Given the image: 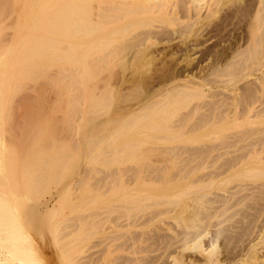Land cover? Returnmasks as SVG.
I'll use <instances>...</instances> for the list:
<instances>
[{
  "label": "bare ground",
  "instance_id": "bare-ground-1",
  "mask_svg": "<svg viewBox=\"0 0 264 264\" xmlns=\"http://www.w3.org/2000/svg\"><path fill=\"white\" fill-rule=\"evenodd\" d=\"M117 1L119 5H121L122 3L124 4L125 1H128L126 3L127 6L125 4L123 6L121 5L122 7L119 6L117 3H115L116 0H0V129L1 131L2 129L4 130L3 135L5 136L0 139L1 149L3 150L2 159L5 160L6 164H8V160H13L10 165L19 166L21 170L18 171L20 173L22 172L25 175L26 173L33 174L36 169H39L37 171L44 169L40 171L41 173L38 172L36 175H32L31 178H29L30 176L28 175H22L21 177L24 179L28 176L27 179L29 178L28 181H23V190L25 191L26 189L25 192H33L35 195L37 194L39 199V195L44 194V188L42 185H45L44 181L46 179H50L49 177L52 176L50 182H52L53 177H55V180L57 182V179H59L58 174L61 173L62 170L66 171L68 167L70 168V163L66 165L65 161L63 160L64 163L61 161L63 165L60 164V167L58 165L59 158L56 157V163L52 157L55 155H52V158L50 157V164L54 162L52 163V165L54 164L56 167H54V169L51 167L50 169L49 164H47V162L49 163V160H47L46 158L48 153L51 152L48 150V142L52 143L51 139L49 138V136V141L45 138L40 139L38 137L39 132L34 133L33 129L30 132L26 131L30 134L28 135L29 139L27 138V141L22 139L21 136L18 138L20 141L15 142V144L18 145L16 148L12 147V144H14V142L9 141L8 144L6 140H9L10 135L9 132L5 133L4 128L12 120V113L14 111L13 109L70 108L72 110V108H77L83 109V113H86V117H84L85 119L87 118V113L91 114L94 111V114H91L92 117L91 115H89V117L87 118L89 119L91 117V120L94 118L97 119L98 116H103V114L100 115L97 114V112V116H95L96 110L94 109H100L97 110L98 112H101V110L104 109L103 112L105 113V115L109 114L108 112H110H106L105 109H110L112 111L113 109H115L116 111H114V114H112L113 112H110L112 114L111 119L109 118L108 120L106 118L108 116L110 117L111 114L106 115V117L104 115L106 121L104 120V124L101 122L103 125L100 123L102 126L99 127V130L95 132L98 125H96L97 127L94 128V131L92 130L93 134H95V136L92 134L94 138H92L93 136L91 137L90 135H85V133V137L84 135H82L85 138V140H83L85 142L83 143L82 141L81 143V141H78L79 139H81L80 137L77 140L78 142H76V144L78 143L77 148L79 147L84 149L86 155L91 152L95 154L97 153L98 155L100 154L98 150L100 149L101 151V147L105 145V143L106 147H108L107 145L112 144L116 139L125 137V135L127 136V139L121 140L128 141L125 142L120 150L117 147L116 149H118V154L115 155V153V157L113 156L111 158L112 160L115 158V161H117V163L120 160L125 159L123 163L126 161H130V164L138 165L136 167L131 166L129 169L127 167V170L131 173L129 175H126L129 178H127L126 176L125 179L122 178L123 174H127V172L123 173V171L121 173L122 169L120 170V173L122 174L121 176L114 173L115 175L119 176V178H116V181H118H114L115 183L111 186V188L114 192L116 191L118 194H120V198L122 197V200L128 201L127 203L120 205L121 207H124V212L120 207L119 210L120 212H122V214H119V216L117 217V222L115 221L114 223L115 229L113 228L115 233L121 232L124 229L125 231L118 234L114 233L113 235L109 234L111 237H114L111 241H114L115 243L117 242L115 244L117 245L116 247H118L117 249H120L121 251H128L126 250V248L131 249L135 245H138V243L142 242L141 235H137L136 231L135 234L137 236L133 233L135 236H129L130 238L127 237V239L123 241L120 240L124 236L123 234L127 232L126 230L130 228V226H144L152 222L154 219L159 218V216H165V218L172 217L174 221V226H170V224H168L163 218H160L159 221L162 224H166L165 229L172 233L171 240L169 239L170 241L168 242L166 239L167 243L165 242L166 244L163 246L164 250L162 251L164 252L161 251L160 253L161 255L163 253H165L164 255H166V263L164 262L165 264H264V206H258L260 208H257L256 212L253 210L254 212L252 213L247 210L254 208V205L252 203H255L259 197H262L264 191V182L260 181L264 179V0H255L256 3L252 0V2L254 3V10L253 13H251V20L249 19L250 26L247 25L249 26V28H246V30L248 29V34L245 29L243 30L246 32L244 33L247 34V36L249 35L248 45H246L247 47L245 46L246 48H241V46H244V44H238L239 46H236L237 48L231 46L229 47V44L232 43L231 41H229L230 43L228 42V45L225 44L226 48L227 46L229 48L227 52L225 51L226 53H221V51H219L220 49L218 50V52L220 53H215L213 49L215 54H212L211 51L210 53L208 50L205 51L204 49H202V47H200L206 52L205 53L201 51V54H205L202 56L199 54L200 56L198 57H201L200 59H194L196 57L191 56L196 53H193V50H195V48L199 49L198 46H200L201 44L203 45L204 43V40L201 37L204 36L203 29L204 27L206 29V25H204L203 27L202 21L206 22V20L208 21L210 19V15L213 14L211 13L213 12L212 9L210 8L214 7L215 4L218 3L216 0H214V2L216 1L215 3L212 2L213 0H124L122 3L119 0ZM221 1L226 3L229 0ZM221 1L219 0V5L217 4L219 7L217 9H220ZM114 4L117 5L115 6ZM229 4L232 5V3ZM221 5L223 4L221 3ZM217 9L214 8V10L216 11ZM112 10L115 11V13L117 10L119 12H117L118 15L113 13ZM192 10L195 17H193V12L190 13ZM105 11H107V13ZM121 11H124V13L122 12L123 15L120 14ZM216 11H214V13H216ZM14 12H18L17 16H14L16 17V21L15 23L10 25L11 27L7 31L9 25H7L8 19H6V15H8L9 13L13 14ZM180 12L181 14L179 15ZM157 13H160V16L165 15V18L167 14H170L172 16L171 13H173V15L175 14L174 16L176 20L178 19V17L179 19H183L181 21L183 24L182 28H179L178 30L174 28L176 31L172 30V33L173 31H175L176 34L174 40H176V38L180 39L182 41V46L180 45L179 47L176 43H174V45L176 44V46H172L173 48H170L168 50V55H178L181 60H179L177 63L174 62V64H176L171 65L172 69L169 68L171 70L168 69L169 73L167 71V75H165V82L162 81L164 79L163 77H161L163 78L161 80L162 83L159 82L160 80L158 81V83L163 84H159L161 85L159 87L162 88H155V83L154 86L152 85L155 89L149 88L151 91H148V94L143 93L144 96H142L138 101L136 100V103L133 104V102L135 101H133L134 98L130 96V92H123L122 89H117L116 91V88L112 87H115L117 84L120 85V82L123 81V79L121 78L125 77V73L123 72H125V70L127 71L130 64H132L133 67V64L142 63L143 65H147L148 68L149 66L151 68V65L153 66L154 62L157 59V55L159 56L158 51L162 52V50L157 49L158 53L157 55H154L155 52H149V49H147L148 47H151L153 45L157 46L155 44L164 41V39H162L163 37L161 38L160 36H157L161 38L159 39V41L157 40L158 38H151V35L154 34L153 36L155 37V35L159 33V31H156L158 28H155L156 30L154 32V28L151 29L153 25L150 26V30L148 29L147 31L146 29L147 33L150 35L151 41H149V36L147 35V33H144L145 29L143 30V32L139 31V33L137 32L138 30H136L138 28L140 29L139 26H143V28L147 27L148 24L144 22L145 18L149 15ZM11 14H9L8 16L10 17ZM141 15H147L145 16L144 21L141 19L143 17L140 18ZM137 16L138 19L140 18L141 20H136ZM214 16L216 17V14H214ZM121 17H124V19L122 18L123 22H121ZM119 18L120 22L117 23V20ZM134 18L137 22H139L138 25H141L138 26L136 24V21L133 22ZM169 18L167 16V19ZM151 19L154 20L156 18L147 17V21H151ZM170 20L171 18L169 19V22ZM209 21L213 22V20ZM143 22L146 24H144ZM151 23H149V25H151ZM174 23H171L173 26L169 24V26H172V29L174 27ZM199 23H201V25ZM133 24L134 26H137L134 27ZM182 24L178 23L177 26ZM132 26L135 28V30H133L134 28ZM209 26L212 27L210 23ZM131 27L133 30L132 33L136 31L135 33H137L138 37H140L141 39H138L137 34L133 35L131 33ZM212 28L210 29V31H212ZM150 31H152L153 34H150ZM205 32L208 34L207 31ZM143 33L144 36H147L144 37L142 35ZM160 33L162 36L163 32ZM130 34H132V36L134 37L136 35V37L135 39H133V41L128 42L129 40H132V36ZM169 36L174 35L170 33V35L168 34L167 37ZM247 36H245L246 40ZM167 37H165L166 41L172 42L171 40L174 37ZM187 37L193 39V43L187 42ZM185 39L187 40L185 41ZM208 39L209 38L207 36V40ZM152 40H156L157 42ZM234 40L233 42L236 43L237 40ZM242 40L237 43H241ZM146 41L149 43V45ZM244 41L243 43L247 42ZM144 42L147 43L148 47H146L147 45ZM167 43L168 42H166L165 44ZM222 50L224 51V48ZM207 51L209 53H207ZM126 53L128 55L131 54L130 57H127ZM120 60L121 62L124 61L123 63L125 64L123 66L127 67L126 69V67L124 68L122 66L125 70H123L122 73L119 72L120 76L123 74L121 78L120 76H117L118 73H114L115 69L111 70V68L114 66H116L117 68L116 71L119 70L118 68L120 66L118 67L117 65H119L118 63L120 62ZM193 60H197V63H194ZM143 65L139 67L141 69L138 68V71H135V68L133 67L134 72H137L139 74L140 72H142L143 68H147V66L145 67ZM171 66L169 65L168 67ZM165 67L167 68L166 65ZM51 68H55L56 73H52ZM150 68L148 69V71H150ZM129 69L131 71L132 68ZM109 70H111L112 73L117 76V79L119 78V80H121L120 82H118V80L115 81L116 83L118 82L116 85L114 83L115 86H113V82H111L110 77L112 78V73L111 75H109ZM144 71L145 70L143 69V73ZM134 72H132L133 76H131L132 73L128 74V76L130 75L134 78ZM104 73L109 75V78L106 77V74L105 77H103ZM143 73H141L140 76ZM140 76L138 75V77ZM144 77L146 78V76ZM144 77H140V79ZM102 78H105L103 79L104 82L99 83ZM133 78H130L131 81ZM151 78L153 77H150V79ZM124 79H127V77ZM146 80L148 79L146 78L145 81ZM250 80L253 81L250 82ZM152 81L153 80H149L145 83H150ZM242 81H245V83L243 82V85L241 84L240 87L237 86L239 85L238 83ZM46 82H52L55 86V94L53 99L46 97L48 95L47 92L49 89L42 88L44 87V84ZM124 82L125 81L121 82V84H123ZM39 84H41V87L39 86ZM45 85H47V83ZM38 86L40 87L39 89L37 88ZM41 88L42 90L47 89V95L44 92L45 90H40ZM119 88H121V85ZM32 89L38 90L34 91ZM32 91L34 92L32 93ZM208 91L211 92L207 93ZM138 96H140V94ZM131 100L133 101L132 104ZM91 109H93L92 112H90ZM122 109L123 111L125 110V112L121 113L120 111ZM180 109L191 110L188 111V113L186 111L185 114L181 112ZM115 112L118 114H116ZM180 113H182V115ZM193 115L195 118L198 117L194 122ZM99 117L98 120L100 119ZM39 119L37 121L42 122L39 121ZM32 120L34 119L32 118ZM80 120L82 119L80 118ZM91 120L88 121L90 122V124H92ZM85 121L84 123L88 127L87 124L89 123L86 124ZM102 129L105 132L107 130V132H104L105 134L102 133L101 135H99V131ZM91 133L92 132H90V134ZM159 133H163V136H158ZM6 134H8L9 136H6ZM33 134H36V136H34ZM50 134L51 133H49V135ZM17 135L18 134H16L15 136ZM60 135L62 136V134ZM196 135L198 137L200 135L205 136V142L202 141L203 137H201L202 139L199 138L198 140V137ZM53 137L55 136L53 135ZM173 138H175V140L177 139L180 144L179 146L177 145V147L171 146V148L173 147L175 149L168 150V153L173 154L172 156L171 154H168L166 152L167 150L165 151L167 153L165 154L166 156L170 155V158L169 156H167L168 159L166 160L163 159L160 161V159H162V156L165 158V156L162 155L164 154V148H162L164 149L162 153H160L161 149L158 150L159 154L155 152L159 156L161 154L162 156L160 157L154 155L155 150L152 149L153 147L150 149L147 148V143H164L163 145H165L166 142L171 141ZM121 140L118 141L121 142ZM108 141H111L112 143L109 144ZM53 142L55 143V141ZM21 143L25 144V148L22 150L19 149ZM6 145H8L9 147H5ZM71 146L69 145V147ZM158 146L161 147L159 144ZM73 148H75V146ZM69 149L70 148H68V151ZM64 154L67 153L65 152ZM69 154L72 153H70L69 151ZM151 155L152 157L154 156L155 159L159 157V159H157L158 161H154L153 158L152 160L150 158ZM67 156L69 157V155ZM59 157L63 156L59 155ZM65 158H67L66 155ZM69 158H71V155ZM98 158L99 157H95L92 159V161L94 160L95 162V160H97ZM90 159L91 157L89 158V162ZM149 159H151L150 162H158L159 167H155L156 164L154 166L153 163L150 167L152 168L151 171H154V173H152V176L149 175L150 177H143L141 175V172L143 173V171H146L144 168L148 165L145 162ZM44 160L46 161L44 162ZM92 161L90 163H92ZM21 162L22 166L20 165ZM160 163H162V165H160ZM167 163L171 164V167H168L171 168L172 171H174L171 172V174H168L170 172L169 170L171 169L167 170L169 171L167 174L162 173L163 168L166 167V169H168L167 166L164 167V165H167ZM19 167H17L16 169H18ZM16 169H14L15 172L13 171L12 174H18ZM43 171H46V173H42ZM117 173H119V171ZM166 175L172 177L167 176L166 179ZM16 176L18 177V175ZM82 177L80 178L83 179ZM17 179L19 181L20 178ZM80 182V184L83 185V182ZM77 183L74 185L79 184ZM88 186L89 185H87V187ZM11 187L13 188V186ZM71 187H73V185ZM79 188L81 189V187ZM89 188L91 187L89 186ZM89 188L87 190L92 191ZM149 189L155 192V196H161L163 195V193L165 194V196H169L167 203H170L171 206L166 207L156 215L153 214L154 216H152L151 218L137 223V218L133 216L134 213H131V210L132 206H135V204L138 202L132 199V195L134 193L136 194L138 192ZM67 190L68 187L64 192H66ZM89 191L86 192H88L89 194ZM40 192L41 194H39ZM8 194H6L5 196L3 195V193H0V264H46L48 262V251L40 243H36V245L34 244L35 247L33 246V241H31L32 239L30 238L28 233L24 231L23 225L21 223L23 214L25 216L28 215L26 221L28 219L32 220V215H35V212L31 213V209H33V207L30 206L32 205H28L30 207L29 209L31 210L27 211L29 212V214L24 213L22 211L23 208L19 206L20 204H18V201V203L15 201L16 199L14 198V196L13 198H10L12 197V194L11 196L10 193ZM19 194L20 193H18V195ZM68 194L70 196L71 190ZM22 195L24 196V194ZM35 195H33V197ZM62 195L64 196V194ZM21 196L20 198H22ZM120 198L117 199V201H120ZM133 198L135 197L133 196ZM151 198H153V196H149L145 200ZM50 200L48 199V201ZM164 200L162 198V200L160 201L164 202ZM60 201L61 200L55 202L59 203ZM155 202L159 201L156 200ZM149 204L152 203L149 202ZM159 204L161 203L159 202ZM75 206H77V203ZM56 207L57 206L52 204V206H48L47 209L52 214L53 211H55L54 208ZM145 208H147V206ZM37 212L38 211H36V213ZM47 214L48 213H42L40 216H43L40 217V219L43 217L46 219L49 218L48 216L50 213L48 214V216ZM55 214L57 213L55 212L54 215ZM121 216H124L123 218L126 219L120 220ZM247 219H249V223H247ZM29 220L28 222H30ZM42 220L41 221L43 222V224L44 221H46L45 223H49V221H51L44 219ZM245 222L247 224H244ZM56 224L58 226V223ZM27 225L25 224V226ZM78 227H76L75 229L73 228V230L70 229V231L64 236L71 237L75 235V232L79 229ZM244 227H246L247 229L246 232L244 231ZM63 228L64 226L62 225V229ZM53 229L54 228H52V230L50 231L52 233L47 230V232H49L50 235L52 234V236L54 234ZM161 229H164V227H162ZM85 235L86 233L84 234V236ZM54 238H56L57 240V235ZM147 238L148 237H146L144 241H146ZM233 238L236 239V241L246 242L245 245L240 248V251L238 250L236 251V253L231 252L232 250H228V245ZM49 241H51V239H49ZM72 241L73 240H71V242ZM236 241L234 242L236 243ZM235 243L233 244V247L234 245H236ZM144 247L142 248L144 249ZM72 248L74 249V247ZM122 248H124L125 250ZM156 248L154 249L156 250ZM134 249L136 248H133L132 252L134 251ZM60 251L62 252V249ZM69 255H71V253ZM63 256H61V258ZM147 256L134 255L128 257L127 255L128 258H126V260L128 261H125L124 264H130L133 262L134 264H145L146 262H143L146 261ZM156 257L157 256L155 254L151 259L154 260L153 258ZM149 264H151V262H149Z\"/></svg>",
  "mask_w": 264,
  "mask_h": 264
},
{
  "label": "rangeland",
  "instance_id": "rangeland-1",
  "mask_svg": "<svg viewBox=\"0 0 264 264\" xmlns=\"http://www.w3.org/2000/svg\"><path fill=\"white\" fill-rule=\"evenodd\" d=\"M119 1H121V3L124 1V0H119ZM218 3H216L215 4V6L214 7H212V8H210V9H212V11L213 12H211V13H213V14H211L210 15V19L209 20H213V22H211V21H207L206 20V22L205 21H202V25H203V27H204V25H206V29H205V27H204V29H203V31H204V33H203V35L204 36H202L201 38L204 40L203 42V45L201 46H198V48L199 49H197V48H195V50H193V53L194 52H196V53H194L191 57H193V56H195L196 58H194V59H200L201 57H198V56H202V55H204L206 52V50H208L209 52L211 51L212 52V54H215V53H220V52H218V50L219 51H221V53L222 52H227V50L229 49L228 48V46H227V48H226V45H228L230 42L229 41H231L232 43L231 44H229V47L231 46V47H236V46H239L238 44H240V45H242V44H244V46L242 47L241 46V48H244L246 45H248V39H249V35L247 36V34H248V32H247V30H246V28H249V26H250V24H249V22H250V20H251V18H252V14L251 13H253V10H254V3L253 2H255L256 3V1L255 0H253V2H252V0H229V1H227L226 3H224V2H222L221 0V2H220V9H217L219 6V0H216ZM215 1V2H216ZM226 1V0H225ZM118 1L116 0V2L115 3H117ZM128 1H125V5L127 6V3ZM213 3H215L214 2V0L212 1ZM212 2H211V4H212ZM221 3L224 5H221ZM229 3H232V5L231 4H229ZM118 5H119V3H117ZM117 4H114L115 6L117 5ZM123 3L121 4L122 6L124 5ZM218 4V5H217ZM121 5H119V6H121ZM129 5V4H128ZM214 5V4H213ZM212 5V6H213ZM226 5V6H225ZM252 6V8H251V6ZM121 6V7H122ZM217 6V7H216ZM125 7V6H124ZM214 8H216L217 9V11L216 10H214ZM251 9V10H250ZM108 11V10H107ZM107 11H105L106 13H107ZM181 11H182V9H181ZM214 11H216V13H214ZM219 11V12H218ZM110 12V11H109ZM112 12L113 13H115V11H113L112 10ZM111 12V13H112ZM117 10H116V15H118L117 14ZM122 12L124 13V11H121V15H123L122 14ZM193 12V10L190 12V13H192ZM12 13V12H11ZM11 13H9V14H11ZM17 13L18 12H14L13 14H11L10 15V17L8 16V15H6V19H8V23H7V25H9L8 26V29H7V31L9 30V28L11 27L10 25L11 24H13V23H15V21H16V17H14V16H17ZM111 13H108V14H111ZM119 13V12H118ZM16 14V15H15ZM115 14H113V15H115ZM160 14V13H159ZM158 13L157 14H152V15H149V16H147V15H145V16H147V17H149V18H156V19H151V21L149 20V21H147V17L145 18V16H143V15H141L140 16V18L141 17H143V18H141L143 21H144V18H145V21L144 22H146L148 25H149V23H151L152 21H155V22H152L151 23V25H147V27H145V25H144V27L145 28H143V26L141 27V26H139V25H141V24H139L138 25V23L139 22H137L136 20H141L140 18L138 19V16H137V19L135 20V18H134V20H133V22H135L136 21V24L140 27V29L138 28V29H136V30H138L137 32L139 33V31H142L143 32V30H144V33H147V31H148V29L150 30V26H152L151 27V29H153V32L156 30V31H159V33H157V32H155V33H157V35H155V37L153 36L154 34H153V32L152 31H150L149 33L150 34H153V35H151V38L152 39H155V38H158L157 40L159 41V39H161L162 37V39H164V43L163 42H161V43H158V44H155V45H157V46H154L153 45V43H152V45L153 46H151V47H148V45H149V43H148V45H147V43L146 42H144V43H146V47H148L147 49H149L148 51L149 52H152V53H154L155 52V54L154 55H157V53L159 54V56L157 55V59H156V61L154 62V64H153V66L151 65V68H150V66H149V68H150V71H148V66L147 65H143L142 63H139L140 64V66H139V64L138 63H136V64H133V67L135 68V71H138V68L139 67H141V65H143V66H147V68H143L145 71H144V73H143V69H142V72H140L139 74L137 73V72H134V69H133V67H132V64H130L131 65V67H130V65L128 66L129 68H132L133 69V71H132V69H131V71H130V69H129V71H128V69H127V67L126 66H123L125 63H123L124 61H122L121 62V60H120V62L118 63L119 65H117L119 68V70H117L116 71V66H114V67H112L111 68V70H113V69H115V71H114V73L116 74V73H118V75L117 76H120L119 75V72H123V70H125V69H123V67L125 68L126 67V69H127V71L125 70V72H123V73H125L124 74V76L125 77H122L121 78V76L123 75H121L120 76V78L121 79H123V81H125L123 84H121V82H123V81H121V80H119V78L117 79L116 77V75L114 74V73H112V71L111 70H109L110 71V74L109 75H111V73H112V78L110 77V79H111V82H113V86H115L118 82H120V85H121V88H119L120 87V85L119 84H117L115 87H112V88H116V91H117V89H122V91L124 92H126V93H131V95L130 96H132L133 98V101H135V102H133L132 100H131V104H132V102H133V104H135L136 103V100L138 101L142 96H144V94H146L148 91H151L149 88H154L153 86L155 85V83H156V85H155V88H162V87H159V86H161V85H163V84H161L162 83V81L163 82H165V79H166V76L165 75H167V71H168V73H169V70H171L172 69V66L171 65H175L179 60H181V58H179V56L178 55H168L169 53H168V50L170 49V48H173L174 46H176V44H177V46H179L180 47V45L182 44V41L180 40V39H178V38H176V40H174L175 39V29L174 28H176L177 30L179 29V28H182V26H183V24H182V18H180L179 19V17H178V19L176 20V18H175V14L173 15V13H171L172 14V16H174V17H172L170 14H167V16H168V18L170 17L171 18V20H170V22H169V19H167V16H166V18H165V15L163 16V15H159ZM181 14V12L179 13V15ZM214 14H216V17L214 16ZM220 14V15H219ZM120 15V16H121ZM170 15V16H169ZM219 15V16H218ZM250 15H251V17H250ZM14 18H13V17ZM152 16V17H151ZM177 16V15H176ZM211 16H212V18H211ZM193 17H195L194 16V12H193ZM218 17V18H217ZM10 18H11V20H10ZM122 18L124 19V17H121V20H122ZM175 18V19H174ZM5 19V20H6ZM12 19H13V22H12ZM15 19V20H14ZM174 19V20H173ZM250 19V20H249ZM126 20V19H125ZM131 20V21H132ZM164 20V21H163ZM204 20V19H203ZM7 21V20H6ZM179 21V22H178ZM120 22V18L117 20V23H119ZM121 22H123V20L121 21ZM140 22H142V21H140ZM143 22V23H144ZM161 22H163V23H161ZM175 22V23H174ZM176 22H178V23H181L182 25H179V26H177V24L178 23H176ZM204 22V23H203ZM207 22H208V26H207ZM146 23H144V24H146ZM174 23V27H173V29H172V24ZM209 23H210V25H212V27L214 28H212L211 26H209ZM214 23V24H213ZM216 23V24H215ZM169 24H171L172 26H169ZM200 25H201V23H199ZM136 25V26H137ZM143 25V24H142ZM154 25H156V26H154ZM175 25H176V27H175ZM247 25H249V26H247ZM133 26H134V24H133ZM132 26V27H133ZM136 26H134V27H136ZM247 26V27H246ZM132 27H131V29H130V31H131V33L133 32V30H135V28L132 30ZM178 27V28H177ZM196 27H198V26H196ZM212 28V31H210V29ZM217 27V28H216ZM143 28V29H142ZM156 28V29H155ZM163 28V29H162ZM209 30H208V29ZM216 28V29H215ZM146 29H147V31H146ZM160 29V30H159ZM167 29V30H166ZM245 29V31L247 32V34H245L246 32L245 31H243ZM166 31V32H164V31ZM172 30H175V31H173V33H172ZM196 30V29H195ZM169 31V32H168ZM205 31H207L208 32V34L205 32ZM210 31V32H209ZM243 31V32H242ZM136 31H134V33H132L133 35L134 34H137V33H135ZM142 32H140V33H142ZM160 32H163L162 33V36H161V33ZM245 32V33H244ZM144 33L142 34L143 36H144ZM170 35V33L172 34V35H174V36H169V37H167L168 36V34ZM205 33H206V35H205ZM132 34H130L131 36H132ZM164 34V35H163ZM210 34V35H209ZM242 34V35H241ZM129 35V36H130ZM141 35V36H142ZM147 35L149 36V41H151L150 40V35L147 33ZM147 35H145V36H147ZM211 35H213V36H211ZM240 35V36H239ZM130 36V37H131ZM140 36V35H139ZM144 36V37H145ZM157 36H160V37H157ZM207 36H208V40H207ZM209 36H211V37H209ZM230 36V37H229ZM238 36V37H237ZM245 36H247V40L245 39L246 37ZM134 36H132L131 38H132V40H129L128 42H130V41H133V39H135V37H136V35H135V37L133 38ZM137 37H138V34H137ZM143 37V38H144ZM154 37V38H153ZM165 37H167V38H173L171 41L173 42V45H172V42H169V41H166V38ZM191 37V36H190ZM193 37V36H192ZM204 37H205V39H204ZM242 37H244V38H242ZM142 38V39H143ZM194 38V37H193ZM230 38V39H229ZM237 38V39H236ZM239 38V39H238ZM138 39H141L140 37H138ZM188 39V40H187ZM187 39H185V41L187 40V42H191V43H193V39H190V38H188L187 37ZM229 39V40H228ZM235 39V40H234ZM242 40V42L241 43H237V42H240L241 40ZM207 40V41H206ZM233 40L234 41H236V43L235 42H233ZM238 40H240V41H238ZM247 41V42H245V41ZM152 41H156V40H152ZM168 42L167 44H165L166 42ZM206 41V42H205ZM243 41L245 42V43H243ZM157 42V41H156ZM179 42H181V43H179ZM229 42V43H228ZM151 43V42H150ZM174 43H176L175 45H174ZM228 43V44H227ZM234 43V44H233ZM247 43V44H246ZM184 44V43H183ZM226 44V45H225ZM151 45V44H150ZM185 45V44H184ZM184 45H183V47H184ZM234 45V46H233ZM173 46V47H172ZM182 46V45H181ZM169 47V48H168ZM200 47H202V49H204V50H202ZM208 47V48H207ZM247 47V46H246ZM245 47V48H246ZM145 48V47H144ZM224 48V51L222 50ZM237 48V47H236ZM146 49V50H147ZM157 49L158 50H162V52H160V51H158L157 52ZM212 49V50H211ZM213 49H214V51H215V53H214V51H213ZM226 49V50H225ZM155 50V51H154ZM200 51V52H199ZM205 52L204 54H201L202 52ZM207 51V53H209ZM210 52V53H211ZM225 52V53H226ZM125 53V52H124ZM127 54V53H126ZM200 54V55H199ZM130 55L131 54H127L126 56L128 57H130ZM125 56V57H126ZM124 57V58H125ZM126 57V58H127ZM174 57V58H173ZM177 57V58H176ZM125 58V59H126ZM131 59V58H130ZM174 59H177V60H174ZM264 60V59H263ZM194 61V60H193ZM174 62H176L175 64H174ZM121 63H123V64H121ZM173 63V64H172ZM194 63H197V60L196 61H194ZM204 63V62H203ZM167 64H169L171 67H168L169 65H167ZM135 65H136V67H135ZM165 65L167 66V68L165 67ZM123 66V67H122ZM174 67V66H173ZM154 68V69H153ZM169 68H171V69H169ZM54 69V70H53ZM51 68V71H52V73H56L55 72V68ZM137 69V70H136ZM139 69H141V68H139ZM146 69H147V71H146ZM169 69V70H168ZM122 70V71H121ZM153 70V71H152ZM54 71V72H53ZM108 71V72H109ZM127 72V73H126ZM132 72H134V78L133 77H131V76H133V73ZM153 74H151V73ZM165 72H166V74H165ZM106 73H107V71H106ZM106 73H104V76L103 77H105V74ZM132 73V75L130 76V78H133L132 79V81H131V79L129 78V76H128V74H131ZM137 73V74H136ZM141 73H143L141 76H140V74ZM155 73V74H154ZM145 74V75H144ZM146 74H148V75H146ZM150 74V75H149ZM109 75H107L106 74V77H108ZM114 75H115V77H114ZM138 75L140 76V77H144V76H146V78L148 79V80H146L145 81V77L144 78H141L140 79V77H138ZM156 77V78H151L150 79V77ZM55 77V76H54ZM115 78V80H114V78ZM127 77V79H124V78H126ZM136 77V78H135ZM138 77V78H137ZM149 77V78H148ZM161 77H163V78H161ZM109 78V77H108ZM159 78H161V79H159ZM103 79H105V78H102V80H100L99 81V83H102V82H104V80ZM156 79V80H155ZM163 79V80H162ZM112 80H114V81H112ZM118 80V82L116 83L115 81H117ZM127 80V81H126ZM143 80V81H142ZM151 81V80H153L152 82H150V83H152V84H150L149 82L148 83H145V82H147V81ZM155 80V81H154ZM160 80V81H159ZM162 80V81H161ZM129 81V82H128ZM158 81L159 82H161V83H158ZM253 81V80H252ZM251 80H250V82H252ZM135 82V83H134ZM138 82V83H137ZM140 82V83H139ZM245 83V81H242V82H240V83H238L239 85H237V86H241V84L242 83ZM47 83V85H45ZM45 84H44V87H42V88H47V89H51L50 91L48 90V92H47V89L45 90V89H43V90H45L44 92H45V94H46V92H47V98H51V99H53V97H54V94H55V86L53 85V83L52 82H46ZM114 83H115V85H114ZM131 83V84H130ZM140 84V85H139ZM150 84V85H149ZM158 84V85H157ZM159 84H161V85H159ZM138 85V86H137ZM145 85V86H144ZM153 85V86H152ZM243 85V84H242ZM39 86L41 87V84H39ZM37 87L38 89L40 88V87ZM43 86V85H42ZM45 86H47V87H45ZM49 86V87H48ZM50 86H53V87H50ZM117 86H119V87H117ZM128 88H127V87ZM131 86V87H130ZM149 86V87H148ZM158 86V87H157ZM42 88L40 89V90H42ZM125 88V89H124ZM130 88V89H129ZM154 88V89H155ZM38 89H36V90H34V89H32V90H34V91H37ZM53 89V90H52ZM42 90V91H43ZM128 90V91H127ZM136 90V91H135ZM211 90H214V89H211ZM34 91H32V93L34 92ZM52 91V92H51ZM143 91V92H142ZM30 92H31V90H30ZM211 91H208L207 93H210ZM50 93V94H49ZM52 93H53V95H52ZM144 93V94H143ZM226 93H227V91H226ZM225 93V94H226ZM229 93V92H228ZM140 94V96H138ZM142 94V95H141ZM148 94V93H147ZM138 98V99H137ZM193 101H196V100H193ZM14 111H13V116H12V120L10 121V123H8V125L4 128L5 129V133H8L9 132V135H10V138H9V140L7 141L6 140V142L9 144V141H12V142H14V144H12V147L14 148H16L18 145L17 144H15V142H17V141H20L18 138L21 136L22 137V139H24L25 141H27V138L29 139V136L28 135H30L28 132H30V131H32V129H33V132L34 133H38V137L40 138V139H42V138H45V139H48V141H49V138L51 139V142L52 143H50V142H48V147H49V151H51V152H49L48 153V155H47V160H49V163L47 162V164H49V167H50V169H51V167L54 169V167H56L54 164L52 165V163H54V162H52L51 164H50V159L53 157V160H55V162L57 163V158H59V162H58V165L61 167V165L60 164H62L63 165V163H64V161H65V163H66V165H68V163H70V168L68 167V169L66 170V171H61V173H59L58 174V177H59V179H57V182H56V180H55V177H53V179H52V182H50L51 180V177L52 176H50L49 178L50 179H46L44 182H45V185H46V188H45V185L44 184H42L43 185V188H44V194H41V192L39 193V194H41V195H39V199H38V195L36 196L33 192L31 193V192H25L26 191V189H25V191L23 190V181L25 180V181H28V179L29 178H31V176L32 175H36L38 172L39 173H41L40 171H42V170H44V169H41L40 171H37V170H39V169H36V171H34L33 172V174L32 173H30V174H27L26 173V175H28V176H30L28 179H27V177H25L24 179L23 178H21L22 177V175L23 176H26L25 174H23L22 172V174L18 171V170H21V168L19 167V166H16V165H10L11 164V162H13V160H8V164H6V162H5V160H3L2 159V157H3V154H2V152H3V150L1 149V145H0V179H1V181H0V193H3V195H5L6 196V194H8V193H10V196H11V194H12V197H10V198H13V196H14V198L16 199H12V200H15L18 204H20L19 206L20 207H22L23 209H22V211L24 212V213H27V214H29V212H27V211H29L30 209V207H33V209H31L30 211H31V213L32 212H35L34 214L35 215H32V220H29L30 222H28V220L26 221V218H27V216L28 215H24L23 214V217H22V219H21V223H22V225H23V228H24V231L26 232V233H28V235L30 236V238L32 239L31 241H33L32 242V244H33V246L35 247V245H36V243H40V244H42L45 248H46V250L48 251V262L46 263V264H72V262H73V264H124V262L125 261H128V260H126V258H128V257H131V256H134V255H142V256H147V258H146V261H144L143 263H145V264H149V262H151V264L153 263V264H163L164 262L166 263V255H164L165 253H163L162 255L160 254L161 253V251L162 250H164L163 249V246L167 243V241L169 242L170 240H171V235H172V233L171 232H169L167 229H165L166 228V224H162L161 222H159L160 221V218H163L168 224H170V226H174V221H173V219H172V217H167V218H165V216H159V218H156V219H154L152 222H150L149 224H146V225H144V226H142V225H139V226H130V228L128 229V230H126L127 232H125L123 235V237L120 239V240H125V239H127V237L128 238H130V237H132L136 232V234L137 235H141V237H142V242L141 243H138V245H135L133 248H136L137 250H138V248H139V250L137 251L136 249H134V251H137V252H132V250H133V248H126V250H128V251H121L120 249L118 250L117 248L118 247H116L117 245H115L116 243L113 241H111L112 240V238H114L113 236L111 237L109 234H111V235H113L115 232H114V230H113V228L115 229V227H114V223H115V221L117 222V217L119 216V214H122V212H120V205L121 204H125V203H127L128 201L127 200H122V197L120 198V194H118L116 191L114 192L113 190H112V188H111V186L115 183V182H117L116 181V178L118 179L119 178V176H117V175H115V174H119L120 176L122 175L121 173H122V171H123V173H125V172H127V174H123V177L122 178H126L127 176L126 175H129V174H131L130 173V171H128L127 170V167H128V169L132 166V167H136V166H138V165H136L135 164V162H134V164L135 165H132V164H130L128 161H126V162H124L123 163V161L125 160V159H122V160H120L118 163H117V161H115V158L112 160L111 158L114 156L115 157V155H117L118 153H117V151H118V149H116L117 147L119 148V150H120V148L125 144V142H127L128 140H124V141H122L121 139H127V136L125 135V137H120V138H118V139H116L113 143L111 142V141H108L109 142V144L110 143H112V144H110V145H107L108 147H106V143H105V145H103L102 147H101V151H100V149L98 150V152L100 153V154H98L97 155V153L95 154V153H89L88 155H86L85 154V152H84V149L83 148H77V144H76V142H78V141H81V143H82V141L83 140H85V135H90L91 137L94 135L95 136V134H93V131H94V128H96L97 126L96 125H98V129L96 128V130H95V132L97 131V130H99L100 128V126H102L104 123L103 122H105L106 121V119H105V117H106V115H109V114H111L112 112V114H114V111H116L115 109H113V111L112 110H110V109H108V110H106L105 109V111L106 112H108V111H110V112H108L109 114H106L105 115V113L103 112L104 111V109H102L101 110V112L99 111H97V110H100V109H94V110H96L95 111V116H97L96 115V112H97V114H103V116H98L100 119L98 120V117H97V119H95V122H94V119H92L91 120V117H92V115L94 114L93 112H92V110L93 109H91L90 110V112H92L91 114L90 113H87L88 115H87V118L89 117V115H91V117L89 118V119H85L84 117H86V113H83V109H77V108H75V109H73L72 108V110L69 108H61V109H59V108H55V109H49V108H47V109H45V108H37V109H29V108H25V109H23V108H19V109H13ZM49 110V111H48ZM76 110V111H75ZM81 111V112H79V111ZM126 110H130V109H126ZM191 109H180V111L181 112H183V113H185L186 111H187V113H188V111H190ZM18 111V112H17ZM55 111V112H54ZM79 114H78V113ZM103 112V113H102ZM121 113L122 112H125V110L123 111V109L120 111ZM47 113V114H46ZM82 113V114H81ZM116 113V112H115ZM85 114V115H84ZM112 114L110 115V117L108 116V117H106L108 120H109V118L111 119V116H112ZM116 114H118V113H116ZM181 115H182V113H180ZM179 114V115H180ZM186 114V113H185ZM104 115H105V117H104ZM28 116V117H27ZM30 116V117H29ZM46 116V117H45ZM74 116V117H73ZM82 116H83V118H82ZM196 116H197V114H196ZM38 117V118H37ZM52 117V118H51ZM104 117V118H103ZM193 117H194V115H193ZM29 118V119H28ZM31 118V119H30ZM32 118L34 119V120H32ZM39 118H41V119H39ZM71 118V119H70ZM77 120H76V119ZM80 118L83 120H80ZM178 118V117H177ZM192 118V117H191ZM195 118V117H194ZM193 118V122L194 121H196V119L198 118V117H196L195 119ZM39 119V121H44L43 123L42 122H38L37 120ZM50 119V120H49ZM65 119V120H64ZM102 119V120H101ZM74 120V121H73ZM80 120V121H79ZM86 120V121H85ZM89 120H91V122H92V124H90V122H88ZM97 120V121H96ZM105 120V121H104ZM54 121V122H53ZM77 121V122H76ZM84 121L86 122V124L87 123H89V124H87L88 125V127L85 125V123H84ZM99 121V122H98ZM191 121H192V119H191ZM14 122V123H13ZM37 122H38V124H37ZM74 122V123H73ZM103 124H102V123ZM192 122V123H193ZM12 123V124H11ZM46 123V124H45ZM49 123V124H48ZM102 125H101V124ZM31 124H33V125H31ZM75 124V125H74ZM19 125V126H18ZM36 125V126H35ZM38 125V126H37ZM40 125V126H39ZM44 125H46V126H44ZM94 125V126H93ZM87 128H86V127ZM90 126V127H89ZM39 127V128H38ZM59 127V128H58ZM72 127V128H71ZM75 127H77V128H75ZM10 128V129H9ZM45 128V129H44ZM35 129V130H34ZM83 129V130H82ZM6 130H7V132H6ZM54 130V131H53ZM77 130V131H76ZM88 130H90V131H88ZM93 130V131H92ZM3 129H2V131H1V129H0V133H1V137H0V139L1 138H3ZM14 131V132H13ZM25 131V132H24ZM26 131H28V132H26ZM89 133H88V132ZM48 132V133H47ZM60 132V133H59ZM90 132H92L91 134H90ZM100 132V133H99ZM98 133H99V135H101L102 133H104L105 131L102 129V130H100ZM106 132H107V130H106ZM105 132V133H106ZM4 133V134H5ZM43 135V137H42V135ZM44 133V134H43ZM49 133H51L50 135H49ZM52 133H53V135L56 137V139H55V137H53V135H52ZM81 133V134H80ZM86 133V134H85ZM88 133V134H87ZM104 133V134H105ZM14 134V135H13ZM16 134H18L17 136H15ZM60 134H62V136L60 135ZM85 134V135H84ZM93 134V135H92ZM160 134V135H159ZM158 134V136H163V133L161 134V133H159ZM8 134H6V136H9ZM34 135V134H33ZM82 135H84V137L82 136ZM197 135H198V133H197ZM196 135V136H197ZM23 136H25V137H23ZM34 136H36V134L34 135ZM33 136V137H34ZM48 136H49V138H48ZM94 136L92 137V138H94ZM124 136V135H123ZM5 137V136H4ZM66 137V138H65ZM81 137V139H79ZM90 137V138H91ZM195 137V136H194ZM198 137V136H197ZM201 137H203V140L202 141H204L205 142V140H204V137L205 136H202V135H200L199 137H198V140H199V138L200 139H202ZM84 138V139H83ZM89 138V137H88ZM55 139V140H54ZM79 139V140H78ZM87 139V138H86ZM195 139V138H194ZM205 139H206V137H205ZM59 142H58V141ZM78 140V141H77ZM118 140H121V142H119ZM172 140H174V141H172ZM171 141H169V142H166L165 143V145H163L164 143H158L161 147H159L158 146V144L157 143H147V148L148 149H150V148H152V149H154L155 151H154V153L156 152L157 154H159L158 153V150H160L161 149V152L160 153H162V151L164 150V154H162V155H164L165 156V158L160 154V156H162V159H160V161L161 160H163V159H168L167 158V156H169V158H170V155H165V154H167L168 153V150H172V149H175V148H171V146H175V147H177V145L179 146V141L177 140H175V138H173ZM196 140H197V138H196ZM53 141H55V143L53 142ZM201 141V140H200ZM64 142V143H63ZM69 142V143H68ZM85 141H83V143H84ZM108 142H107V144H108ZM181 142V141H180ZM58 143V144H57ZM62 143V144H61ZM74 143V144H73ZM174 143V144H173ZM60 144V145H59ZM168 144V145H167ZM172 144V145H171ZM11 145V144H10ZM25 144H23V143H21V146L19 147V149L20 150H22V149H24L25 148V146H24ZM50 145V146H49ZM68 145V146H67ZM69 145L71 146V147H69ZM114 145V146H113ZM150 145V146H149ZM154 145V146H153ZM157 145V146H156ZM166 145H167V147H166ZM24 146V147H23ZM75 146V148H73ZM112 146H113V148H112ZM5 147H9L8 145H6ZM104 147V148H103ZM159 147V148H158ZM57 148V149H56ZM68 148H70L69 149V151H70V153H72V154H69V151H68ZM145 148H146V146H145ZM162 148H164V149H162ZM167 148V149H166ZM73 149V150H72ZM104 149V150H103ZM108 149V150H107ZM110 149V150H109ZM55 150V151H54ZM78 152H77V151ZM80 150V151H79ZM83 150V151H82ZM103 150V151H102ZM157 150V151H156ZM167 150V151H166ZM57 151H58V153H57ZM82 151V152H81ZM94 151V150H93ZM114 151V152H113ZM167 153H166V152ZM67 153V154H64V153ZM80 152V153H79ZM112 152V153H111ZM170 152V151H169ZM102 153V154H101ZM109 153H111V154H109ZM116 153V154H115ZM154 154V155H157V154ZM79 154V155H78ZM83 154V155H82ZM95 155V157H99L97 160H95V162H94V160L92 161V159L93 158H95L94 157V155ZM115 154V155H114ZM168 154H171V153H168ZM52 155H55V156H52ZM59 155L61 156H63V157H59ZM65 155H66V157L67 158H65ZM67 155H69V157H70V155H71V158H69ZM102 155V156H101ZM104 155V156H103ZM109 155H112V156H109ZM173 154H171V156H172ZM52 156V157H51ZM79 156V157H78ZM85 156V157H84ZM93 156V157H92ZM108 156V157H107ZM157 156H159V155H157ZM156 156V157H157ZM159 156V157H160ZM51 157V158H50ZM57 157V158H56ZM87 157H88V159H87ZM91 157V159H90V162L92 161V163H90L89 162V158ZM159 157L158 158H156L155 159V157L153 156L152 157V155H151V159L153 158L154 159V161L156 160V161H158L157 159H159ZM55 158V159H54ZM69 158V159H68ZM68 159V160H67ZM151 159H149V160H146V164L148 165V166H145V170L146 171H143V173L141 172V175L143 176V177H148L149 175L150 176H152V173H154V171H151V169L152 168H150L151 167V165L154 163V162H150V160ZM152 159V160H153ZM64 160V161H63ZM86 160V161H85ZM46 160H44V162H45ZM63 163H62V162ZM23 162V161H22ZM22 162L20 163V165L22 164ZM33 162V161H32ZM42 162H43V160H42ZM82 162V163H81ZM151 164H150V163ZM87 163H90V164H87ZM108 163V164H107ZM131 163H133V162H131ZM145 163H144V165H145ZM155 164H156V166H155ZM44 165V164H43ZM42 165V166H43ZM91 165V166H90ZM158 165V166H157ZM160 165H162V163H160ZM8 166H11V167H8ZM22 166V165H21ZM87 166V167H86ZM154 166L155 167H159V164H158V162H156V163H154ZM165 166H167V168L168 169H166V167ZM171 167V164H169V163H167V165L165 164L164 165V167L165 168H163V172L162 173H164V174H167L169 171V173L168 174H171V172H174V171H172V169L171 168H169V167ZM17 167H19L18 169H16ZM10 169V171H9V169ZM57 168H59V167H57ZM148 168V169H147ZM14 169H16L17 170V173L18 174H16V173H14V174H12L13 173V171L15 172V170ZM122 169V170H121ZM164 169H166V170H164ZM169 169H171V170H169ZM117 170V171H116ZM120 170H121V173H120ZM125 170V171H124ZM148 170V171H147ZM167 170H169V171H167ZM88 171V172H87ZM115 171V172H114ZM119 171V173H117ZM151 171V172H150ZM166 172V173H165ZM42 173H46V171H43ZM115 173V174H114ZM149 173H151V174H149ZM12 174V175H11ZM18 175V177L16 176V175ZM50 174V173H49ZM81 174V175H80ZM148 174V175H147ZM156 174V173H155ZM11 177H10V176ZM60 175H61V177H60ZM144 175H147V176H144ZM154 175V174H153ZM163 175V174H162ZM8 176V177H7ZM83 176V177H82ZM116 176V177H115ZM126 176V177H125ZM149 176V177H150ZM167 176H169V175H166L165 176V178L167 179ZM16 177V178H15ZM80 177H82L83 179H81ZM169 177H172V176H169ZM168 177V178H169ZM17 178H20L19 179V181H18V179ZM56 178H57V176H56ZM86 178V179H85ZM127 178H129V177H127ZM165 178H163V179H165ZM7 179V180H6ZM22 179V180H21ZM79 179V180H78ZM115 179V180H114ZM15 180H17V181H15ZM49 180V181H48ZM55 180V181H54ZM58 180H59V182H58ZM78 180V181H77ZM54 181V182H53ZM68 181V182H67ZM80 181H82L83 183V185H85V186H83V185H81L80 183ZM115 181V182H114ZM260 181H263L264 182V179H262V180H260ZM22 182V183H21ZM47 182V183H46ZM79 184H78V183ZM113 182V183H112ZM54 183V184H53ZM73 183V184H72ZM78 184V185H74V184ZM49 184V185H48ZM63 184H64V186H63ZM69 184H70V186H69ZM7 185V186H6ZM19 185L20 186V188H19V186L17 187V186ZM73 185V187H71ZM81 185V186H80ZM87 185H89L91 188H89V186L87 187ZM110 185V186H109ZM9 186V187H8ZM11 186H13V188H14V190H13V188L11 187ZM50 188H48V187ZM42 187V186H41ZM67 187H68V190H69V192H68V190L66 191V192H64L66 189H67ZM79 187H81V189L79 188ZM17 189V191H16V189ZM20 190H19V189ZM91 189L92 191H89V190H87V189ZM78 189V190H77ZM84 189H85V191H84ZM142 189V188H141ZM2 190V191H1ZM22 190V191H21ZM41 190H42V188H41ZM59 190V191H58ZM70 190H71V194H70V196H69V194L68 193H70ZM76 191V195H75V191ZM11 191V192H10ZM19 191V192H18ZM31 191V190H30ZM58 191V192H57ZM79 191V192H78ZM86 191H89V194H88V192H86ZM111 191V192H110ZM23 192V193H22ZM83 192H84V194H83ZM161 192V191H160ZM6 193V194H5ZM16 193V194H15ZM18 193H20L19 195H18ZM30 193V194H29ZM80 193V194H79ZM22 194H24V196L22 195ZM28 194V195H27ZM32 194V195H31ZM62 194H64V196L62 195ZM74 194V195H73ZM9 195V194H8ZM7 195V196H8ZM17 195H18V197H17ZM22 195V196H21ZM26 195H27V197H26ZM33 195H35L34 197H33ZM51 195V196H50ZM71 195H73V196H71ZM83 195V196H82ZM119 195V196H118ZM140 195V196H139ZM20 196L22 197V198H20ZM41 196V197H40ZM61 196V197H60ZM82 196V197H81ZM94 196H96V197H94ZM97 196H99V197H97ZM133 196L135 197V198H133ZM142 196H144V197H142ZM149 196H153V198H151V199H147V200H145L146 198H148ZM25 197V198H24ZM33 197V198H32ZM36 197H37V200H36ZM55 197V198H54ZM60 197V198H59ZM69 197H70V200H69ZM47 199V200H43V199ZM53 200H52V199ZM58 198V199H57ZM94 198V199H93ZM120 198V201L118 200L117 201V199H119ZM162 198H163V200H164V202L162 201H160V200H162ZM172 198V197H171ZM260 198V199H259ZM258 199H257V201L255 202V203H252L253 205H254V208L253 209H247L249 212H256V210H257V208L259 209L261 206H264L263 205V203H264V191H263V194H262V197H259ZM24 201H23V200ZM48 199L50 200V201H48ZM65 199H67V200H65ZM132 199H134V200H136L138 203H136L135 204V206H132V212L131 213H134V215L133 216H135L137 219V223L138 222H143V221H145L146 219H149V218H151L152 216H154V215H156V214H158V213H160L162 210H164L166 207H169V206H171V204L170 203H167V200L169 199V196H165V194L163 193V195H161V196H155V192H153V190H145V191H141V192H138V193H134L133 195H132ZM139 199V200H138ZM21 200V201H20ZM31 200H32V202H31ZM40 202H39V201ZM58 200H61L59 203H57L58 202ZM62 200H63V203H62ZM80 200V201H79ZM159 201L161 204H159V202H155V201ZM38 201V202H37ZM47 201V202H46ZM54 201V202H53ZM55 201H57V202H55ZM85 201V202H84ZM141 203H140V202ZM144 201V202H143ZM15 202V203H16ZM21 202V203H20ZM26 202H28V203H26ZM41 202H42V204H41ZM46 202V203H45ZM149 202L150 203H152V204H149ZM155 202V203H154ZM23 203H24V205H23ZM30 203V204H29ZM44 203H45V206H44ZM51 203V204H50ZM56 203H57V205H56ZM76 203H77V206H75L76 205ZM82 203V204H81ZM146 203H148V204H146ZM157 203V204H156ZM22 204V205H21ZM52 204H54L55 206H57L56 208H54V210L55 211H53V215H54V213L56 212L57 214H55L54 216L51 214V212H49L48 211V206H52ZM146 204V205H145ZM30 205H32V206H29ZM39 205V206H38ZM132 205H133V203H132ZM25 206V207H24ZM147 206V208H145ZM256 206V207H255ZM258 206H260V207H258ZM45 207V208H44ZM77 207V208H76ZM137 207V208H136ZM25 208V209H24ZM115 208V209H114ZM135 208V209H134ZM36 209V210H35ZM47 209V210H46ZM56 209H57V211H56ZM123 209H124V207H121V210L123 211ZM139 209V210H138ZM141 209V210H140ZM142 209H144V210H142ZM159 209V210H158ZM161 209V210H160ZM45 210V211H44ZM71 210V211H70ZM254 210V211H253ZM36 211H38L37 213H36ZM46 211H48V212H46ZM152 212V214H151V212ZM124 212V211H123ZM148 212H150V213H148ZM40 213V214H39ZM42 213H50L49 214V216H48V214H47V216L49 217V218H41L40 219V217H42V216H40ZM38 214V215H37ZM82 214V215H81ZM139 214V215H138ZM154 214V215H153ZM37 216V217H36ZM45 216V215H44ZM80 216V217H79ZM36 219H35V218ZM53 219H52V218ZM55 217V218H54ZM121 217H122V219H121ZM120 217V220H123L124 218V216H121ZM126 217V216H125ZM24 218V219H23ZM100 218V219H99ZM38 219H40V220H38ZM42 219H44V220H51V221H49V223L47 222V223H45L46 221H44V224H43V220ZM58 219V220H57ZM64 219V220H63ZM126 219V218H125ZM124 219V220H125ZM159 219V220H158ZM42 220V221H41ZM64 222H63V221ZM77 220V221H76ZM104 220V221H103ZM38 221V222H37ZM170 223H169V222ZM172 221V222H171ZM26 222H28V223H26ZM60 222V223H59ZM27 225V226H25V224ZM32 223V224H31ZM36 223V224H35ZM56 223H58V226H57V224ZM73 223V224H72ZM247 223H249V219H247ZM246 222L244 223V224H247ZM65 224V225H64ZM67 224V225H66ZM72 224V225H71ZM113 224V225H112ZM33 225V226H32ZM37 225H38V227H37ZM42 225H44V226H42ZM57 226V228H56V226L55 227H53V226ZM62 225L64 226V228L62 229ZM158 225V226H157ZM160 225H162V226H160ZM31 226V227H30ZM36 226V227H35ZM42 226V227H41ZM52 226V227H51ZM61 226V227H60ZM66 226V227H65ZM75 226V227H74ZM79 226V227H78ZM162 228V227H164V229H161L160 227ZM41 227V228H40ZM51 229H50V228ZM76 227H78L77 229H78V231H76L75 232V235H73V236H71V237H66V236H64V235H66L69 231H70V229H72L73 230V228L75 229ZM31 228V229H30ZM40 228V229H39ZM52 228H54L53 229V233L55 234H53V236H52V234L50 235L49 234V232L52 230ZM55 228H56V231L58 232H56L55 231ZM62 230H61V229ZM46 229V230H45ZM59 229H60V231H59ZM121 229V228H120ZM124 229V228H123ZM127 229V228H126ZM33 230V231H32ZM38 232H37V231ZM47 230L49 231V232H47ZM118 230H119V228H118ZM137 230H139V231H137ZM47 233H46V232ZM61 231H62V233H64V234H62L61 233ZM113 233H112V232ZM123 231H125V229L124 230H122L121 232H116L115 234H118V233H123ZM136 231V232H135ZM168 231V232H167ZM244 231L246 232L247 231V229H246V227H244ZM44 232V233H43ZM56 232V233H55ZM66 232V233H65ZM45 235H43V234ZM50 233H52V232H50ZM62 235H61V234ZM86 233V235L84 236V234ZM134 233V234H133ZM141 233V234H140ZM169 233V234H168ZM49 234V235H48ZM109 236H108V235ZM126 234V235H125ZM135 234V235H136ZM39 235V236H38ZM43 235V236H42ZM48 235V236H47ZM56 235H57V240H56V238H54V237H56ZM89 235V236H88ZM134 235V236H135ZM136 235V236H137ZM166 235H167V237H166ZM41 236V237H40ZM60 236H61V238H60ZM108 236V237H107ZM130 236V237H129ZM170 236V237H169ZM44 237V238H43ZM49 237V238H48ZM107 237V238H106ZM146 237H148L147 238V240L146 241H144L145 240V238ZM150 237V238H149ZM156 237V238H155ZM111 238V239H110ZM49 239H51V241H49ZM53 239V240H52ZM63 239H65V240H63ZM73 240L72 242H73V244H72V242H71V240ZM166 239H167V241H166ZM170 239V240H169ZM63 240V241H62ZM69 240V241H68ZM108 240V241H107ZM233 240V241H232ZM231 241H230V244L228 245V250H232L231 252H234V253H236V251H240V248H242V246L243 245H245V243L246 242H243V241H236V239H232ZM53 241H55V242H53ZM59 241V242H58ZM68 241V242H67ZM81 241V242H80ZM111 241V242H110ZM153 241V242H152ZM234 241H236V243L234 242ZM51 242V243H50ZM61 242V243H60ZM78 242H79V244H78ZM166 242V243H165ZM232 242V243H231ZM68 243V244H67ZM76 243V244H75ZM148 243H150V244H148ZM236 244V245H234V247H233V244ZM35 244V245H34ZM49 246H48V245ZM62 244H64V245H62ZM71 244V245H70ZM75 244V245H74ZM143 244V245H142ZM148 244V245H147ZM156 244V245H155ZM161 244V245H160ZM163 244V245H162ZM57 245V246H56ZM74 245V246H73ZM148 246V247H146V246ZM150 245V246H149ZM238 245V246H237ZM240 245V246H239ZM60 246H62V247H59ZM65 246H67V247H65ZM74 247V249L72 248V247ZM145 246V247H144ZM124 247V246H123ZM125 247H126V245H125ZM124 247V248H125ZM141 247V248H140ZM142 247H144V249H145V252H144V249L142 248ZM157 247V248H156ZM230 247H232V248H230ZM239 247V248H238ZM124 248H122V249H124ZM148 248V249H147ZM153 249V251H152V249ZM154 248H156V250L154 249ZM160 248V249H159ZM237 248V249H236ZM62 249V252L60 251ZM63 249H65V250H63ZM130 249V250H129ZM73 250V251H72ZM125 250V249H124ZM148 250V251H147ZM151 250V251H150ZM46 251V252H47ZM66 251V252H65ZM139 251H141V252H139ZM158 253H157V252ZM64 252V253H63ZM162 252H164V251H162ZM61 253V254H60ZM71 253V255H69ZM78 253V254H77ZM67 254V255H66ZM133 254V255H132ZM153 254V255H152ZM156 254V258H153L154 260H152L151 258L152 257H154V255ZM159 254V255H158ZM63 255H65V256H63ZM127 255H128V257H127ZM151 255V256H150ZM61 256H63L62 258H61ZM117 256V257H116ZM158 257H159V259H158ZM67 258V259H66ZM162 258V259H161ZM63 259V260H62ZM65 259V260H64ZM158 259V260H157ZM59 260V261H58ZM149 260V261H148ZM83 261V262H82ZM65 262V263H64ZM70 262V263H69ZM164 263V264H165ZM129 264V263H128ZM130 264H134V262L133 263H130Z\"/></svg>",
  "mask_w": 264,
  "mask_h": 264
}]
</instances>
